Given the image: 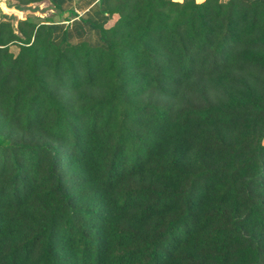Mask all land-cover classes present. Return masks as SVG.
<instances>
[{"label":"trees","instance_id":"trees-1","mask_svg":"<svg viewBox=\"0 0 264 264\" xmlns=\"http://www.w3.org/2000/svg\"><path fill=\"white\" fill-rule=\"evenodd\" d=\"M94 9L0 20V264H264V0Z\"/></svg>","mask_w":264,"mask_h":264},{"label":"rangeland","instance_id":"rangeland-1","mask_svg":"<svg viewBox=\"0 0 264 264\" xmlns=\"http://www.w3.org/2000/svg\"><path fill=\"white\" fill-rule=\"evenodd\" d=\"M5 5V10H3L2 5ZM10 5H20L18 0H6L5 2L0 1V20L5 16L14 17L15 26H17V20H25L28 17H37L41 18L40 20L52 19L55 21H62L64 17L59 11L51 5L50 2H40L34 3L29 6L20 5L23 11H18L14 8H10ZM117 17L113 18L106 26L109 28L115 24ZM80 33V32H78ZM75 36V35H74ZM93 39V38H92ZM13 53L17 54L19 52L18 46L14 45L11 47Z\"/></svg>","mask_w":264,"mask_h":264},{"label":"crops","instance_id":"crops-1","mask_svg":"<svg viewBox=\"0 0 264 264\" xmlns=\"http://www.w3.org/2000/svg\"><path fill=\"white\" fill-rule=\"evenodd\" d=\"M46 2H50L51 5H54L51 0H45ZM44 1V2H45ZM60 1V0H59ZM227 1V0H224ZM99 2V0H77L75 3H73L71 6L65 5L63 10L67 13L64 14V20L62 21H55L58 24H64L65 26H70L71 24L75 23L76 21H80V18L84 16V14L91 13V15L94 13V6ZM62 4H65V1L63 0ZM55 7V5H54ZM56 8V7H55ZM57 9V8H56ZM57 11H59L57 9ZM60 12V11H59ZM73 13V14H71ZM68 20V21H66Z\"/></svg>","mask_w":264,"mask_h":264},{"label":"bare ground","instance_id":"bare-ground-1","mask_svg":"<svg viewBox=\"0 0 264 264\" xmlns=\"http://www.w3.org/2000/svg\"><path fill=\"white\" fill-rule=\"evenodd\" d=\"M2 8H3V10H5V9H6L4 4L2 5Z\"/></svg>","mask_w":264,"mask_h":264},{"label":"water","instance_id":"water-1","mask_svg":"<svg viewBox=\"0 0 264 264\" xmlns=\"http://www.w3.org/2000/svg\"><path fill=\"white\" fill-rule=\"evenodd\" d=\"M1 2H5L6 0H0Z\"/></svg>","mask_w":264,"mask_h":264}]
</instances>
